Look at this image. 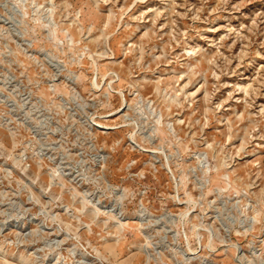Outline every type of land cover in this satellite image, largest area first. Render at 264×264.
<instances>
[{"label": "rangeland", "instance_id": "rangeland-1", "mask_svg": "<svg viewBox=\"0 0 264 264\" xmlns=\"http://www.w3.org/2000/svg\"><path fill=\"white\" fill-rule=\"evenodd\" d=\"M0 264H264V0H0Z\"/></svg>", "mask_w": 264, "mask_h": 264}]
</instances>
